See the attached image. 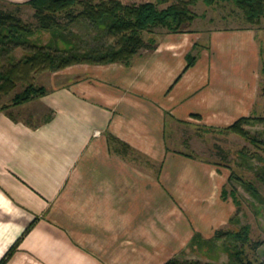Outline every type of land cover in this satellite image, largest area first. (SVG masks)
<instances>
[{
	"label": "crops",
	"instance_id": "obj_1",
	"mask_svg": "<svg viewBox=\"0 0 264 264\" xmlns=\"http://www.w3.org/2000/svg\"><path fill=\"white\" fill-rule=\"evenodd\" d=\"M203 18L168 31L129 63L76 64L82 72L40 98L49 114L39 122L0 111V261L22 237L6 264H164L196 231L214 235L219 227L208 208L197 223L195 206H184L183 218L173 210L171 202L183 195L193 205L201 197L196 190L172 192L166 201L161 177L146 173L138 181L152 186H127L134 166L108 158L115 151L109 135L150 154L164 142L166 114L238 119L240 98L254 101L250 89L259 86L254 73L261 58L256 30L226 25L225 16L219 26L198 25ZM240 52L248 59L245 77ZM189 54L195 62L187 68ZM132 92L156 99V107ZM148 111L162 120L154 132L146 126ZM116 198L127 201L124 221Z\"/></svg>",
	"mask_w": 264,
	"mask_h": 264
},
{
	"label": "rangeland",
	"instance_id": "obj_2",
	"mask_svg": "<svg viewBox=\"0 0 264 264\" xmlns=\"http://www.w3.org/2000/svg\"><path fill=\"white\" fill-rule=\"evenodd\" d=\"M24 1L26 0H0V9L13 10L25 23H29L33 29L30 40L38 45L52 43L53 47L71 46L83 52L102 44L113 45L118 41L117 37L108 35L101 25L97 27L84 18L72 22L68 12L58 14L61 26L43 29L34 16L32 7L11 5V3H23ZM93 1L99 3L101 0ZM120 1L128 4L151 1L159 8H165L178 0ZM189 7L196 13V17H204L197 21L200 26H219L224 22L221 17L225 16L228 17L227 23L224 22L226 25L240 26V28L251 27L256 30L261 58L254 74H259V86L256 87V92L250 89V93H256L254 101H244L240 98V120L247 119L240 121L241 132L227 127L237 120L235 118L200 119V117H192L186 120H173L169 114H166L164 142H159V146L150 154L142 153L136 148L122 151L121 146L116 143L115 151L107 157L117 161L118 164L122 163L120 160H124L134 166L128 168L129 176H133L134 179L133 182L129 179L132 184H126L127 186H146V183L152 186L148 180L143 183L138 181V178L147 174L152 178L161 177L166 201L168 196H172V192L186 194L189 189L196 190L201 197L196 199V203L192 202L193 205L190 203L193 199L189 197L185 199L184 195L179 196L178 200L174 198V202H171V205L175 206L174 212L176 211L183 218L186 212V210L183 211L184 206L189 205L188 207L191 208L195 206L200 212L195 214L198 217L197 223L200 219L208 217L205 212L208 208V211L212 212L213 223H216L219 229L228 230L227 234L222 236L220 243L223 246L229 243L228 245L232 248L233 244L237 245L240 260L244 262L238 264H264V15L259 21H252L234 1L216 0L208 3L205 0H199ZM80 10L82 6L75 5V13ZM211 17H213V22H210ZM190 27H192L191 23L184 28L189 29ZM168 31V28L159 25L142 30L139 35L146 42L156 45ZM25 52L23 47H18L12 53L16 59H20ZM71 66L58 71L35 72L29 78L17 81L9 93L0 94V110L3 106L11 105L16 95L22 94L32 81L35 86L43 85L48 91L62 84L61 81L69 74H74L72 76L75 77L77 73L82 72L77 70L79 65ZM182 70L175 76L171 86ZM247 72V56L240 52V74L245 77ZM245 90L247 91L248 88L245 87ZM132 95L138 100H147L149 108L156 107V99L152 101L151 98L135 92H132ZM11 110L18 118L29 119L32 122H39L49 114V109L43 105L40 98H33ZM146 117V126L153 132L157 124H162V120L157 122L151 111L146 113ZM255 137L257 141L254 140ZM118 146L119 150H117ZM192 194L195 192L193 191ZM115 203L119 206L118 209L124 212L121 214V219L124 221L127 217L125 214V209L128 207L127 201L116 198ZM221 222L225 224L220 225ZM214 230L216 231V228ZM238 233L240 241H235L234 238ZM202 236L207 238L204 234ZM213 250H217L216 256L212 253ZM233 252L232 254H235V251ZM210 253L213 256L209 257ZM229 256V252H226L224 248H210L204 244L202 247L198 245L195 249L190 248L189 245L182 247L178 258L216 264H236L229 261Z\"/></svg>",
	"mask_w": 264,
	"mask_h": 264
},
{
	"label": "trees",
	"instance_id": "obj_3",
	"mask_svg": "<svg viewBox=\"0 0 264 264\" xmlns=\"http://www.w3.org/2000/svg\"><path fill=\"white\" fill-rule=\"evenodd\" d=\"M199 0H178L165 8L151 1L142 3H123L120 0H101L95 3L93 0H26L23 3H11V5L21 7L28 5L34 9V16L38 19L43 29H51L61 26L58 21V14L68 12L71 21L84 18L93 25H100L106 29L107 34L118 38L116 44H102L89 50L80 52L75 47H53L52 43L38 45L30 40L33 29L29 23L17 16L13 10L0 9V94L9 93L16 85L17 81L29 78L32 73L39 71H58L77 63L103 64L111 62L129 63L131 58L142 48L155 49V44L146 42L139 32L151 29L155 26H164L172 32L185 30L195 18L196 13L189 5ZM213 3L216 0H205ZM234 1L239 6L247 18L259 21L264 15V0H224ZM80 4L82 10L75 13V5ZM99 25V26H98ZM70 44L69 41H67ZM65 42V43H67ZM23 47L26 52L20 59H16L12 53L16 48ZM195 57L188 55L187 68L193 65ZM186 68V69H187ZM47 93L45 86L34 85L33 81L22 94H17L11 105L3 106L0 111H9L20 104L26 103L33 98H41ZM13 117V116H12ZM197 117H201L197 115ZM242 120H247L246 118ZM237 119L233 124L227 126L230 129L241 132L240 121ZM110 142L121 146L122 151L128 149V145L122 143L113 135H109ZM255 141L258 139L255 137ZM119 146L117 150H119ZM29 229V228H28ZM228 230L218 229L211 237L204 238L200 232H195L189 247L195 249L198 245L204 244L210 248H221L229 252V261L238 264L242 262L239 256V249L236 244L233 248L229 243L221 244L222 236ZM235 241H240V234H236ZM19 238L5 254L0 264H6L13 253L18 250ZM219 241V242H217ZM233 251H235V254ZM216 256L217 250H213ZM209 257L213 256L208 254ZM219 259V258H214ZM233 259V260H232ZM164 264H216L213 262H202L200 260H180L174 257Z\"/></svg>",
	"mask_w": 264,
	"mask_h": 264
}]
</instances>
